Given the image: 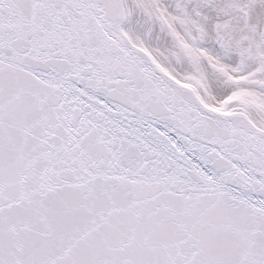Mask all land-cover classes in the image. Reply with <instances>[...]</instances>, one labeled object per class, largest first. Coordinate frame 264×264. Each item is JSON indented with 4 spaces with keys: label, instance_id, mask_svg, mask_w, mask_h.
<instances>
[{
    "label": "snow or ice",
    "instance_id": "obj_1",
    "mask_svg": "<svg viewBox=\"0 0 264 264\" xmlns=\"http://www.w3.org/2000/svg\"><path fill=\"white\" fill-rule=\"evenodd\" d=\"M0 264H264V0H0Z\"/></svg>",
    "mask_w": 264,
    "mask_h": 264
}]
</instances>
